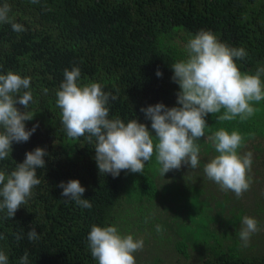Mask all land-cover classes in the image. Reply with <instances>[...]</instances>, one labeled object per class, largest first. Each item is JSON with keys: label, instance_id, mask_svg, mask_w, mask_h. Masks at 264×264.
I'll use <instances>...</instances> for the list:
<instances>
[{"label": "trees", "instance_id": "trees-1", "mask_svg": "<svg viewBox=\"0 0 264 264\" xmlns=\"http://www.w3.org/2000/svg\"><path fill=\"white\" fill-rule=\"evenodd\" d=\"M4 4L24 31L0 23V75L11 71L30 78L29 89L22 91L32 93L28 110L34 117L24 123L26 130L38 127L27 142H13L8 158L0 160V171L7 177L24 162L26 153L36 148L47 152L46 166L36 169L40 184L33 187L27 202L12 218L6 210L0 211V252L8 264H21L25 253L27 264H98L87 239L93 225L114 226L118 233L148 231L153 238L158 234L150 244L153 249L133 254L136 264H190L187 245L196 254L195 264H264V256H238L230 246L221 249L213 238L211 219L199 216L232 212L236 219L234 212L246 213L249 195L257 192L249 187L237 198L223 190L219 200L204 190V166L218 155L209 138L221 129L242 136L237 153H252L250 186H262L264 100L252 103L255 112L246 120L220 121L223 109L205 117V137L195 142L200 149L197 168L182 165L163 176L153 155L143 174L122 170L114 178L99 172L95 138L89 142L87 133L80 138L67 136L56 95L65 69L79 68V86L98 83L110 94L109 119L119 118L125 124L136 119L155 136L141 109L158 103L180 107V88L172 80L171 66L187 59L188 41L200 31H210L227 47L247 52L245 58L235 60L242 74L255 75L264 67V0H0V6ZM261 81L264 84V75ZM16 107L25 111L22 105ZM70 180L85 188L82 199L89 200L90 209L61 195L58 185ZM183 213L184 224L178 219ZM167 219L174 221V230L180 228L178 237H186L171 252L159 246ZM33 228L38 239L29 240Z\"/></svg>", "mask_w": 264, "mask_h": 264}, {"label": "clouds", "instance_id": "clouds-1", "mask_svg": "<svg viewBox=\"0 0 264 264\" xmlns=\"http://www.w3.org/2000/svg\"><path fill=\"white\" fill-rule=\"evenodd\" d=\"M10 11L8 4L0 6V23L10 24L16 32L24 31L22 25L10 18ZM186 47L187 59L171 66L172 80L180 88L177 93L180 107L168 108L158 103L141 109L151 121L155 136L136 119L127 124L119 118L109 119L106 105L110 94H106L98 83L79 86V68L65 69L64 82L56 94L57 106L62 110L61 123L69 138L84 137L86 133L89 142L95 138L94 158L100 173L111 174L114 178L122 170L143 174L145 163L153 155L163 176L171 170H179L182 165L195 169L200 151L195 142L205 137V117L223 109L224 114L218 117L220 121H231L236 117L246 120L255 112L252 103L264 100L261 81L264 67L258 68L255 75L242 74L235 63L247 56L243 48L227 47L210 31H200L189 39ZM156 75L161 77L162 73L157 71ZM30 82V78H22L11 71L0 75V160L8 158L13 142H27L38 127L34 125L31 130H26L24 123L34 117L28 110L32 93L22 91L29 89ZM111 99L116 97L111 96ZM17 104L25 111L21 112ZM209 139L218 155L204 166V173L222 190L241 197L251 184L247 173L251 169L252 153L238 155L237 149L243 138L236 131L229 133L221 129ZM46 155L44 149L36 148L26 153L24 162L17 164L16 170L7 177L0 171V197L3 198L0 211L6 210L8 217H14L30 198L33 187L40 184L36 169L46 166ZM58 187L63 189V197L74 200L82 208L92 207L89 200L82 199L85 188L78 180L61 182ZM156 230L160 232L161 227L158 225ZM257 231V221L245 216L239 232L243 246H248L251 234ZM28 238L38 239L34 228L28 232ZM87 239L91 255L98 264H136L133 254L143 248V240H134L131 235L122 237L114 226L93 225ZM27 257L25 253L21 264H27ZM0 264H8L3 252H0Z\"/></svg>", "mask_w": 264, "mask_h": 264}, {"label": "rangeland", "instance_id": "rangeland-1", "mask_svg": "<svg viewBox=\"0 0 264 264\" xmlns=\"http://www.w3.org/2000/svg\"><path fill=\"white\" fill-rule=\"evenodd\" d=\"M204 180V179H203ZM259 187L253 188V185H251V189L257 191L256 193H253L252 195H249V198L247 200V210L246 213H235L236 219H232V212H221V213H199V216H203L206 219H211L210 227H213V238L214 240H217L219 243V247L221 249H227V246H230V248L233 250L234 254L238 256H244V257H261L264 256V179L262 178V186L258 185ZM204 190H208L209 196L212 198L216 197L217 199H221L222 195L224 194L223 190L220 188L218 184H216L214 181L209 180L208 178L205 179L204 184ZM213 204V203H212ZM165 216V212H162L161 215ZM188 214V213H187ZM193 214V213H191ZM148 217L154 215V213H147ZM211 215L213 218H211ZM188 216V215H186ZM245 216L251 217L257 221L258 231L251 234L250 239L248 241V246H243V241H241L239 237V232L241 230V227L243 226V218ZM167 217V215H166ZM168 218V217H167ZM179 221L181 223H186L185 220V213H183L182 216L178 217ZM173 220L166 221L164 223V229L161 231V239L159 240V246H164L168 248V250L171 252L173 248L175 247L176 242L179 240H184L186 238L185 236H179L180 228L173 229ZM178 223V222H177ZM177 230V231H176ZM181 233V232H180ZM122 237L131 235L134 240H145L143 243L142 250H139L135 252L136 255H141V253L144 250L153 249L151 248L152 244L155 241L156 236L158 234H155V238L150 235V232H146L145 235L141 233H134L131 229L128 231H120L119 233ZM221 236V238H220ZM145 237V238H144ZM192 245H187V257L189 258L190 264H195L196 262V254L189 248ZM229 249L231 252L232 250Z\"/></svg>", "mask_w": 264, "mask_h": 264}]
</instances>
